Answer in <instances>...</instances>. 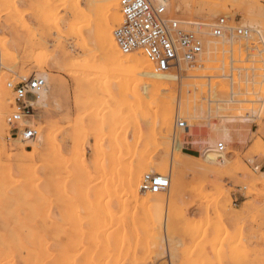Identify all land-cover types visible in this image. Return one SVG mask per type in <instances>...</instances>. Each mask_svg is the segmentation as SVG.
<instances>
[{
    "label": "rangeland",
    "instance_id": "rangeland-1",
    "mask_svg": "<svg viewBox=\"0 0 264 264\" xmlns=\"http://www.w3.org/2000/svg\"><path fill=\"white\" fill-rule=\"evenodd\" d=\"M177 1L188 11L178 17L207 25L208 33L222 16L264 33V0ZM107 2L0 0V97L10 92L0 105V250L54 234L68 241L77 264L86 256L95 264H264V111L256 114L264 100V48L230 38L221 45L208 35L216 41L211 52L170 72L175 81L148 95L143 73L105 66L94 34ZM11 26L27 32H1ZM43 75L49 81L39 100H29L33 115L25 124L38 131L31 156V143L11 134L8 119L18 109L8 84ZM231 99L240 101L227 105ZM168 109L174 115L166 134ZM229 115L234 140H217L215 149L224 143L226 155L202 170L208 129ZM179 118L189 130L176 128ZM138 173L168 176L173 187L143 191ZM122 203L130 206L125 213ZM98 207L99 221L107 222L92 224L89 212ZM95 232L98 240L89 243Z\"/></svg>",
    "mask_w": 264,
    "mask_h": 264
},
{
    "label": "built area",
    "instance_id": "built-area-1",
    "mask_svg": "<svg viewBox=\"0 0 264 264\" xmlns=\"http://www.w3.org/2000/svg\"><path fill=\"white\" fill-rule=\"evenodd\" d=\"M120 8L122 22L113 33L117 46L125 54L143 53L153 64L156 73L178 71L183 65H194L204 53L208 35L214 39L253 40L264 48V33L260 29L233 26L225 16L219 17L210 26V32L206 33L207 25L169 14L167 5L158 0H120ZM8 87L16 95L18 109L8 119L11 134L23 142L34 141L38 131L25 126L33 115V105L29 100L34 103L40 99L46 80L32 76L18 84L9 83ZM176 128L189 130L190 126L187 120L179 118ZM225 150V144L219 143L216 148L219 156ZM170 184L168 176L145 174L141 188L143 191L160 193L167 191Z\"/></svg>",
    "mask_w": 264,
    "mask_h": 264
},
{
    "label": "bare ground",
    "instance_id": "bare-ground-1",
    "mask_svg": "<svg viewBox=\"0 0 264 264\" xmlns=\"http://www.w3.org/2000/svg\"><path fill=\"white\" fill-rule=\"evenodd\" d=\"M160 3H163L162 0H158ZM168 1V0H167ZM165 0V5H167V9H168V13L173 15V16H176L178 17V15L183 14V17L185 15H187L188 11L186 9V6L182 7L177 0H169V2H167ZM120 0H108L107 2V7H106V10L104 12H102V19L101 18H98L100 19L98 25H97V29L95 30V36H96V44L98 46V49L100 48V51L105 53L108 57L106 59V61H108V64L105 65V66H108L109 64L113 66L114 64H116L115 68L117 67H120V66H125V67H131L133 70H135L136 72H141L140 74H144L145 75V78H146V84H145V89L148 93V95L150 94H153L154 90L155 89H159L161 87H165L166 85H170L171 82H174L175 80H170L172 79L171 77H169V74L170 72H167V73H156L154 71V66L153 64H151L148 59L146 58V56L139 52V53H135V54H125L123 53L119 47L117 46L116 42H115V38H114V30L121 24L122 22V14L120 12ZM189 10V9H188ZM190 11V10H189ZM79 12V11H78ZM80 13H84L83 10H80ZM192 13V11H191ZM100 14V16H101ZM102 20V21H101ZM102 22V23H101ZM95 24V23H94ZM96 24L94 25V28H95ZM253 27V26H251ZM94 31V29H91V31ZM208 33V32H207ZM74 35V34H73ZM80 35H82L80 33ZM90 36V35H89ZM93 36V35H92ZM83 37V36H82ZM69 38V37H67ZM88 38V37H87ZM92 38V37H91ZM95 38V37H94ZM73 39V38H72ZM93 42V41H92ZM216 41L213 40L212 38H209V36H206V47H205V50H204V53L201 55V59L200 60H203V58L205 57L206 54L210 53L211 51L208 50L207 51V48H210L212 44H214ZM220 42V41H219ZM218 43V42H217ZM219 44V43H218ZM222 45V39H221V43ZM224 44V43H223ZM225 47V45L223 46V48ZM225 52V51H224ZM227 52V51H226ZM97 58V57H96ZM199 60V61H200ZM197 64V63H196ZM200 66H205L204 65V62L202 63H199ZM119 65V66H118ZM196 66V65H195ZM105 68V67H104ZM205 68V67H204ZM123 69V68H122ZM131 69V70H132ZM198 69V68H196ZM115 70V69H114ZM106 71V70H104ZM117 71V70H116ZM116 71H113L116 72ZM124 71V70H123ZM125 72V71H124ZM133 72V71H132ZM98 73V72H97ZM112 73V74H113ZM121 73V71H120ZM135 73V72H134ZM234 74V73H233ZM102 74H100L101 76ZM111 75V74H110ZM115 75V74H114ZM143 75V76H144ZM160 76V77H159ZM133 78V76H131ZM43 78L46 79L47 81H49V78L47 75H43ZM132 78H130V80H132ZM162 78V79H161ZM250 78V77H249ZM249 78L246 79V82L248 83L249 81H251V78L249 80ZM170 80V81H164V80ZM128 81V82H131V81ZM112 82V81H111ZM176 83V82H175ZM250 83V82H249ZM54 86L56 87L57 84L56 82L53 83ZM129 84V83H128ZM174 84V83H173ZM172 85V84H171ZM167 87V86H166ZM124 88V87H123ZM127 90V89H126ZM160 90V89H159ZM163 90V89H162ZM165 92V91H164ZM9 91H5L2 93V96L0 97V105H1V99H5L9 96ZM125 93V92H124ZM158 94V93H157ZM43 95V94H42ZM45 92H44V96H45ZM153 96V95H152ZM156 98H158V96H160L158 94V96L154 95ZM162 97V96H160ZM258 97V96H257ZM162 100H164L163 98H161ZM262 100V99H261ZM240 100H236V99H231V100H228V101H225V103L227 102V105L230 104H235V103H239ZM250 105V104H249ZM229 106V108H230ZM236 108V107H235ZM249 108V107H248ZM184 109V108H183ZM260 110L258 112H256L257 115L261 116V114L263 113V109H264V100H262V106L261 108H259ZM221 110V109H220ZM249 110H252V109H249ZM156 111V110H155ZM173 109H168L164 114H163V127L164 129L166 130V134L167 133H171L172 132V124H173ZM183 113V112H182ZM238 114V113H237ZM236 114V116H237ZM255 114V115H256ZM195 115V114H194ZM254 115V114H253ZM225 116V115H224ZM231 115L227 116L230 117ZM235 116V117H236ZM226 117V116H225ZM223 118L224 120H222V124L221 125H212L208 132V137L209 139H207V142L209 144H211L209 150H204V155H203V158H204V162H201L200 164V167L202 170H206L208 168V165L209 164H220L217 160V157L219 158V154H217V151L215 149L216 147V141L219 140V139H222L224 141H228V142H233L234 140V136H233V130L231 129V127H229L227 125V123L225 121L229 120L226 119V118ZM233 117V116H232ZM234 117V118H235ZM241 117V116H240ZM242 117H244L242 115ZM220 118V117H219ZM231 118V117H230ZM237 119V118H236ZM245 119V118H244ZM242 119V120H244ZM233 121L234 119H230L229 121ZM239 120V119H238ZM241 120V119H240ZM247 120V119H246ZM162 122V121H161ZM42 130L39 131V133H41ZM194 133V132H193ZM171 135V134H170ZM169 135V136H170ZM166 137V136H165ZM184 137V136H183ZM179 138L177 140V142L179 141V143H183V140H185L184 138ZM168 138V137H167ZM175 141H176V138H175ZM29 143H31V147H32V150L31 151H28L29 154L34 155L36 152H37V148H36V145L32 142V140L30 141H27ZM28 143V144H29ZM23 144H25V142H23ZM179 144V145H181ZM178 145V146H179ZM183 145V144H182ZM24 146V145H23ZM22 146V147H23ZM177 146V147H178ZM81 149V148H80ZM210 153H212L210 156H208ZM214 153V154H213ZM216 153V154H215ZM26 154V153H25ZM223 156L226 155L225 152H223V154H221ZM30 158V157H29ZM217 159V160H216ZM46 162V161H45ZM205 162H208L205 164ZM85 164V163H84ZM151 166V165H150ZM36 174V173H35ZM54 174V173H53ZM140 175V173H138ZM136 177L134 179V181H136L137 183L142 184L141 180L143 178V176H139ZM263 175H264V172H263ZM106 178V177H105ZM118 179V178H117ZM129 179V178H128ZM110 181H112L111 179H109ZM123 180V179H122ZM121 180V181H122ZM171 180V184H170V189L173 187V184H172V181H173V178L170 179ZM143 181V180H142ZM114 182V181H113ZM119 183V181H116ZM104 183V182H103ZM129 183V181H127V184ZM53 184V183H52ZM116 184V183H115ZM126 184V185H127ZM37 185V184H36ZM54 186V185H53ZM121 186V185H120ZM36 187V186H35ZM65 187V186H64ZM78 188V187H77ZM83 188V187H82ZM102 188V187H101ZM121 189V187H119ZM124 188V186H123ZM122 188V189H123ZM119 189V190H120ZM121 189V190H122ZM39 190V189H38ZM63 192L65 191V189H63ZM87 190V189H86ZM125 190V188H124ZM130 190V189H129ZM46 191V190H45ZM85 191V189H84ZM82 191V192H84ZM113 191V190H112ZM111 191V192H112ZM116 191V190H115ZM40 192V191H39ZM49 192V190L47 191ZM79 192V191H78ZM88 192V191H86ZM86 192H84L86 194ZM114 192V191H113ZM119 192V191H118ZM118 192H116V195L118 194ZM122 192V191H121ZM126 192V190L124 191ZM82 193V194H84ZM137 192H134V191H131L130 192V196L132 195H135ZM139 193V192H138ZM152 194H157V193H153L151 192ZM160 193H163V192H160ZM78 194V193H77ZM113 194V193H112ZM115 194V193H114ZM125 194V193H124ZM150 194V193H149ZM53 195V194H52ZM88 195V194H87ZM119 195V194H118ZM117 195V196H118ZM121 195V194H120ZM83 196V195H82ZM113 196V195H111ZM125 196V195H123ZM151 196V195H150ZM149 196V197H150ZM42 197V196H41ZM44 197V196H43ZM55 197V196H54ZM53 197V198H54ZM57 197V196H56ZM89 197V196H88ZM110 197V196H109ZM153 197H155L153 195ZM45 198V197H44ZM64 197L62 196V199ZM86 198V197H85ZM108 198V197H107ZM39 199H42V198H39ZM47 199V198H46ZM84 199V197H83ZM87 199V198H86ZM44 201V199H42ZM50 199H48L47 202H49ZM52 200V199H51ZM90 200V199H89ZM85 201H88L85 200ZM47 202L44 201V204L47 206ZM51 202V201H50ZM49 202V203H50ZM52 205V204H51ZM107 206V204H106ZM120 210L122 212H126L128 209H129V205H127L126 203H122L120 205ZM104 208V206H103ZM107 208V207H106ZM48 209V207H47ZM99 207L97 208V210L93 209L91 212H89L90 217H91V222L92 224H94V221L95 223H100L103 221V219L101 221H99V218H100V214H99ZM108 210H110L109 208H107ZM106 209V211H107ZM104 210V209H103ZM47 211V210H46ZM49 211V210H48ZM123 213V214H124ZM48 214V213H47ZM67 214V212L65 213ZM116 214V213H115ZM54 215V214H53ZM52 215V216H53ZM100 215V216H99ZM67 216V215H66ZM47 217V216H46ZM109 217V216H108ZM121 217V216H120ZM64 218H67V217H64ZM87 218H89V215H87ZM102 218H103V215H102ZM44 219V218H43ZM46 219V218H45ZM98 219V220H97ZM111 218L109 217L108 220H110ZM120 219V218H119ZM122 220H124L122 217H121ZM112 220V219H111ZM120 220V221H122ZM105 222H107V219L104 220ZM103 221V222H104ZM123 222V221H122ZM90 223V222H89ZM46 224V223H45ZM91 224V223H90ZM89 224V225H90ZM124 224V222H123ZM122 224V225H123ZM69 226V225H68ZM83 226V225H82ZM85 226V225H84ZM52 228V225L51 226H48V230H51ZM101 227H99L98 231L100 230ZM28 230V229H27ZM104 229L100 230V231H103ZM60 231V230H59ZM29 233V232H28ZM42 233V232H41ZM83 235L84 232H81ZM104 233V232H103ZM101 233V234H103ZM91 234V233H90ZM94 234V233H93ZM99 234V233H98ZM101 234H99L98 236H100ZM29 235V234H28ZM53 235L52 234V238H49L48 235L46 237L48 238H45V237H42V238H34V239H30L28 240V237L27 239H20L16 242L17 244V247H16V251H13L11 249H1L0 250V264H77L76 262H73L71 261L72 259H70V256H69V250H68V241H61L60 239L57 238H53ZM96 232H95V235H91L90 236V240H88L89 243H94L96 240H98V237L96 236ZM20 236V235H19ZM84 236V235H83ZM39 237V236H38ZM97 237V238H96ZM65 239V238H64ZM129 240V239H128ZM99 242L100 239H99ZM98 242V243H99ZM102 243V242H101ZM15 244V246H16ZM105 245V244H104ZM96 246V244H95ZM99 246V245H98ZM102 247V246H101ZM104 247V246H103ZM7 248V246H6ZM100 258H102V256H99ZM85 258V257H84ZM162 259V258H161ZM77 261V260H76ZM100 260H98L97 263H99ZM82 264V263H81ZM83 264H95V261H93V257H90V256H86V258L84 259V263ZM102 264V263H101Z\"/></svg>",
    "mask_w": 264,
    "mask_h": 264
},
{
    "label": "crops",
    "instance_id": "crops-1",
    "mask_svg": "<svg viewBox=\"0 0 264 264\" xmlns=\"http://www.w3.org/2000/svg\"><path fill=\"white\" fill-rule=\"evenodd\" d=\"M31 25H32L33 29H35L37 27V25L35 24L34 21L31 22ZM1 32H27V31L24 28H19V27H16V26H11V27L3 28L1 30ZM189 155L192 156V157L197 158L193 154H189Z\"/></svg>",
    "mask_w": 264,
    "mask_h": 264
}]
</instances>
